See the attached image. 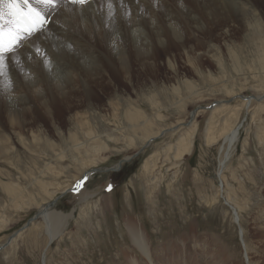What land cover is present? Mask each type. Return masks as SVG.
<instances>
[{
	"label": "rangeland",
	"instance_id": "obj_1",
	"mask_svg": "<svg viewBox=\"0 0 264 264\" xmlns=\"http://www.w3.org/2000/svg\"><path fill=\"white\" fill-rule=\"evenodd\" d=\"M165 1L175 4L174 0ZM99 4L105 3L100 0ZM216 5L225 10L199 37L206 57H185L182 49L171 50L176 57H167V50H160L159 57H129L128 81L122 71L114 69L111 86L92 88L95 108L106 117L93 126L104 133L99 140L93 139V130L86 129L85 135L79 130L76 137H67L70 129H77L68 123L70 115L89 118L81 92L72 100L78 107L68 106L69 99L55 101L54 125L40 107L23 115L30 123L27 134L43 126L49 136L40 139L12 132L0 104V245L23 229L46 202L57 213L71 215L66 232L52 243L39 214L40 218L0 251V264H128L122 252L129 256L139 253L124 225L127 217L143 225L134 233L136 240L140 242L148 234L153 249L158 248L160 258L169 264H248L246 244L250 264H264V100L256 102L250 97L264 95V29L257 33L255 28H243L238 12ZM254 9L264 24V12ZM187 44L192 45L193 39ZM231 50L236 57L228 55ZM13 76L19 81L25 77L17 65L7 66L0 74V90L2 78L10 79L18 89ZM17 91L29 94L27 86ZM229 100L233 101L224 103ZM252 101L254 106L246 109L245 102ZM214 102L222 103L203 111L202 107ZM199 108L202 111L193 112ZM128 111L129 117H125ZM137 115L149 123L152 136L183 125L154 140L137 158L125 163L121 172L104 171L141 150L144 136L127 130L130 117ZM236 125H240L239 142L236 144L237 138L233 142L236 147L226 160L223 176L224 196L239 206L240 223L218 194L223 152L220 136ZM56 128L63 130V138ZM190 135L194 137L191 151L177 158L178 144ZM99 144L107 147L102 156L89 147ZM97 168L104 170L89 178L84 193L98 195L86 202L78 198L83 194L71 193L56 201L84 173ZM220 245L228 247L235 258L218 261Z\"/></svg>",
	"mask_w": 264,
	"mask_h": 264
},
{
	"label": "bare ground",
	"instance_id": "obj_2",
	"mask_svg": "<svg viewBox=\"0 0 264 264\" xmlns=\"http://www.w3.org/2000/svg\"><path fill=\"white\" fill-rule=\"evenodd\" d=\"M161 1L163 2L161 3ZM188 1L190 7L186 4V0H181L180 3L174 0L175 4L171 5H167L165 0H103L105 4H99L100 0H89L86 6L81 7L79 5H73L71 0H60L59 7L54 11L48 12L47 19L49 23L46 25L45 31L38 33V38L33 37L32 40L22 46L18 50L16 56L9 58L11 61H9V59L7 60L9 64H7L6 67L17 65V69L20 72H24L25 75L23 80H20L22 82L21 84H19L20 81L13 76L17 83L15 86H17L18 89L13 87L14 85H12L10 79L2 78L4 84L2 90H0V104L4 105L7 113L6 117L11 127L10 130L19 137L28 135L40 139L45 138V135L49 136L41 125L36 131L30 129V133L27 134L30 123L24 121L23 115L32 112L35 107H40L42 109L41 112L48 116L54 125L55 116L52 106L55 104V101L58 100L59 103H63L65 100L69 99L68 106L75 105L78 107V104L73 103L72 100L81 92L85 97L83 99L86 102V114L89 115V118L87 120L83 115L79 116V113L70 115L68 123H70V126H75L77 129H70L68 133H66L67 137L68 139L76 137L79 134V130L82 131L81 135H85L84 130L86 129L93 130L96 133L93 139L99 140L104 133L94 127L106 120V117L101 114V111L95 108L93 97L96 96L92 88L95 86L98 88L102 86H111L114 83L112 73L116 72L114 69L122 71L124 73V78L128 81L129 77L126 74V70L127 62L130 63L129 57H159L158 53L160 50H167V57H176L173 51H171L172 49H182V55L184 54L185 57H206L207 54L203 48L204 43L199 40V37L201 34H204V32H207V30H210L211 21L225 10V7L220 8L216 4L228 6L238 12L243 28H255L257 33L260 28L264 29L263 20L261 18H256V11L254 9V7H257V10H261L263 13L264 0H246V2H243L244 0ZM251 2L256 5L253 7ZM32 3L36 6L34 0H32ZM109 3H111V8H109ZM181 23L185 24L183 25ZM192 39L193 44L188 45L187 42L192 41ZM43 50H46V52ZM228 55L232 58L236 57L232 50L229 51ZM216 62L219 66H223L221 61L217 60ZM34 75L37 76V78L33 77ZM32 78L36 79V81ZM92 82L95 83L94 86L91 85ZM24 86L29 88V94L25 95L17 91ZM187 88L189 87L187 86ZM3 91L5 94L2 96ZM261 98L264 100V95L255 96L253 100L260 102L258 100H262ZM245 103L244 107L246 109L254 106L253 101ZM80 104H82V102H80L79 105ZM227 107L228 106H225L222 109L224 110ZM199 109L193 112L198 113L202 111L201 108ZM193 112L192 115L194 114ZM114 116L116 115L114 114ZM125 117H129V111L126 112ZM143 119L139 115H137V117H130V123L127 127V130L135 132L137 135L140 134L144 136V138L142 137L144 139V144L142 143L141 150L144 149V147L147 148L157 138H161L168 133L179 130L180 125H183L180 123L178 124L179 126L177 125L178 127L161 130L152 136V134L150 135L151 126ZM225 122H228V120ZM185 125L189 126L188 124ZM239 126L240 125L234 126L230 131L229 129H225L220 136L223 152L219 159L220 168L218 176L221 185L218 186V194L225 201V204L232 209L234 215H236V221L240 223L241 216H239V206L233 204L230 199L227 198L228 196H224L227 192L224 193L225 178L223 176V170L226 168L227 164L226 160L231 156L232 151L236 147L233 146V142L236 138V144L239 142L240 136L237 135ZM16 129H19V132L16 131ZM56 130L60 138L65 136L63 130L59 128H56ZM91 133L93 132L89 131V136H92ZM106 136L109 137L108 134ZM111 138H109V140ZM127 139H129V137ZM193 139V135H190L189 138H183L181 140L177 146V158L182 157L184 152L191 151ZM130 141L135 140L130 139ZM74 146L75 145H73V148ZM79 147L78 145L76 146V148ZM89 147L96 156H102L103 153L101 152L107 150V147L103 144ZM131 158L132 157L124 159L129 160ZM123 164H125V162ZM123 164L120 165V163H118L115 167L120 166L122 168ZM174 169L177 170V167ZM97 170L102 171L100 168L92 169V171ZM86 173L90 174L89 171ZM87 176L90 178L89 175ZM70 191L71 189L67 191L63 190L59 197ZM84 191L85 190L82 191L84 196L78 197L79 200L87 202L89 199L95 197V195H98L97 192L85 194ZM38 212L37 215L29 220V223L26 224L23 229L15 233L10 244L4 249L13 243L20 232L26 230L35 220L40 218V215L45 223V232L52 243L66 232L71 218L70 214L57 213L55 208L50 205V202L44 203V206L41 205ZM124 225L129 230V239L134 245V250L140 255L137 256L136 254L129 256L130 253L127 255V253L122 252V257L128 264H169V261L166 262V258L165 260L160 258L158 248L153 249L148 234H145L140 242L136 240L134 233L139 227H143L141 223L127 217ZM240 235L242 237L241 229ZM10 237H8L6 242L1 244L0 247L3 248V246L8 243ZM243 238H245L244 231ZM227 248L228 247L225 245L218 248V253L220 252V256L217 253L219 258L218 261L221 263L228 262L235 258V255L232 252L230 253ZM4 249H2V251ZM245 253L247 254L246 260L248 264H250L247 244L245 245ZM44 255L45 253L42 256V260ZM211 255L215 256L216 253ZM236 262L237 261L233 264H244L242 262Z\"/></svg>",
	"mask_w": 264,
	"mask_h": 264
},
{
	"label": "snow or ice",
	"instance_id": "obj_3",
	"mask_svg": "<svg viewBox=\"0 0 264 264\" xmlns=\"http://www.w3.org/2000/svg\"><path fill=\"white\" fill-rule=\"evenodd\" d=\"M34 3L36 6L32 0H0V74L5 73L6 61L10 57L16 56L22 46L45 31L49 23L48 12L59 7L60 0H34ZM71 3L84 7L89 0H71ZM88 179L85 174L71 191L76 195L82 194ZM108 190H112L111 185Z\"/></svg>",
	"mask_w": 264,
	"mask_h": 264
},
{
	"label": "water",
	"instance_id": "obj_4",
	"mask_svg": "<svg viewBox=\"0 0 264 264\" xmlns=\"http://www.w3.org/2000/svg\"><path fill=\"white\" fill-rule=\"evenodd\" d=\"M251 98H255V97H251ZM262 100H263V98H261ZM262 100H258V101H262ZM232 100H230V101H227V102H231ZM217 104V103H216ZM215 104V105H216ZM213 108V106L212 107H210L209 109H212ZM203 110H205V109H207V108H202ZM148 146V145H147ZM145 148L146 147H144V149H142L141 151H139L136 155H134L131 159H129V160H122L121 162H120V165H122L124 162L125 163H127V162H129L130 160H132L133 158H135V157H137L139 154H141L144 150H145ZM121 167L120 166H118V167H113V168H110V169H103L104 171H118L119 169H120ZM103 170L101 171H99V170H97V171H91V173H95V172H103ZM70 192H72V191H70ZM65 195V194H64ZM63 195V196H64ZM63 196H61V197H59L56 201H58L59 199H61ZM55 204V203H54ZM53 204V205H54ZM29 223V222H28ZM27 223V224H28ZM15 236V234H13L9 239H8V243L7 244H5L4 246H3V248L2 247H0V251L2 250V249H4L7 245H9L10 244V242H11V240L13 239V237Z\"/></svg>",
	"mask_w": 264,
	"mask_h": 264
}]
</instances>
